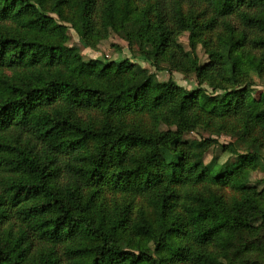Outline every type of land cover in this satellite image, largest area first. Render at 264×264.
Instances as JSON below:
<instances>
[{
  "label": "trees",
  "instance_id": "1",
  "mask_svg": "<svg viewBox=\"0 0 264 264\" xmlns=\"http://www.w3.org/2000/svg\"><path fill=\"white\" fill-rule=\"evenodd\" d=\"M68 28L84 48L136 44L139 63L84 61ZM254 78L264 0H0V264H264ZM199 130L242 135L185 139ZM213 144L215 174L192 158Z\"/></svg>",
  "mask_w": 264,
  "mask_h": 264
},
{
  "label": "rangeland",
  "instance_id": "2",
  "mask_svg": "<svg viewBox=\"0 0 264 264\" xmlns=\"http://www.w3.org/2000/svg\"><path fill=\"white\" fill-rule=\"evenodd\" d=\"M179 43L182 45L185 51L189 50V33L185 32L179 37ZM66 45L70 47H76L82 59L84 61H88L90 59H100L102 63H107L111 61H119L122 58H129L133 62L139 63L136 58V50L137 45H133L131 49L128 48L127 44L121 40L116 35H110L107 39L96 40L93 43V47L84 48L78 41V37L75 32L68 28L66 32ZM196 54L200 60V63H204L207 61V55L205 54L202 46L197 44L196 46ZM143 68H147L150 70L148 64L141 63ZM151 71V70H150ZM156 78L159 81H166L168 78H172L178 85L186 87V88H194L196 86V81L192 77L185 78L182 74L178 72H169V71H158L155 72ZM255 86L251 90V96L255 99H259L260 95H264V78L262 80H258L254 78ZM205 85V84H204ZM145 119V118H143ZM133 123H138V120L133 121ZM161 130H165L166 127L161 125ZM242 131H237L233 135H226L224 133L217 134L211 133L206 130H199L197 133H190L185 136V139L188 141L191 140H199L201 137L203 138H211L216 139L219 144L233 143L241 138ZM257 146L252 145L250 147V151H253ZM192 158L194 160L200 159L204 165H208L211 162L210 170L213 174L221 171L222 166H224L227 162L228 155L222 154L220 148L217 144L205 146L201 149H197ZM231 161H237L236 156L230 157ZM258 163V162H257ZM264 165V159L262 161ZM264 179V168L261 170L254 171L250 174V176L246 179V182L254 185L256 182ZM260 187V186H259ZM224 190V189H223ZM224 193H227L224 191ZM223 194V191H222ZM115 197V198H114ZM111 194L106 195V200L111 202L113 199L118 201L120 196H114ZM113 200V201H114ZM120 202V201H119ZM139 205L140 201H136Z\"/></svg>",
  "mask_w": 264,
  "mask_h": 264
}]
</instances>
